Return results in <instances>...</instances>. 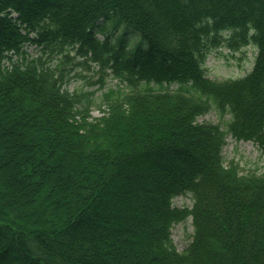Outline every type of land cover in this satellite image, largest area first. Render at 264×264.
Returning a JSON list of instances; mask_svg holds the SVG:
<instances>
[{"label": "trees", "instance_id": "16d2710c", "mask_svg": "<svg viewBox=\"0 0 264 264\" xmlns=\"http://www.w3.org/2000/svg\"><path fill=\"white\" fill-rule=\"evenodd\" d=\"M225 41L256 47L246 75H207ZM27 45L131 87L95 116ZM212 109L224 127L200 121ZM230 134L264 154V0H0V264H264V169L225 163Z\"/></svg>", "mask_w": 264, "mask_h": 264}, {"label": "rangeland", "instance_id": "374dc122", "mask_svg": "<svg viewBox=\"0 0 264 264\" xmlns=\"http://www.w3.org/2000/svg\"><path fill=\"white\" fill-rule=\"evenodd\" d=\"M113 24L114 22L112 21L110 27ZM123 28L124 25L121 30ZM117 32L118 30H116L115 35L113 34L111 38L113 42L115 41ZM98 37L103 40L106 36L103 32H99ZM138 38H141V35L138 34ZM137 40L135 33L127 36V44L130 47ZM28 50L34 57L42 56L53 67L59 65V72L63 73L68 80L66 84L68 90L76 93L85 103L90 101L95 116L100 114L98 104L103 102L105 92L120 88L129 90L131 87L127 82H123L120 77L116 76L110 67L103 66L100 61L80 56L75 50L71 49L69 53L67 52L69 55H66V52L51 53L49 50L44 52L42 46L36 45H30ZM256 53V48L253 45H247L242 48H230L225 41L220 46L214 47L208 55L205 64L207 75L219 80L244 76L252 70ZM153 85L155 84L153 83ZM176 88H178V84L170 85V89ZM227 118H229L228 114L223 116L220 110L212 109L199 119L200 121L219 123L224 127ZM223 152L225 163L229 165L234 161L239 165L242 173H261L264 169V154L258 145L251 140H238L230 134L227 137V143L224 146ZM193 202L194 200L190 195H180L174 198V204L177 206L191 207ZM172 232L178 249L180 251L184 250L191 241L194 232L192 216L176 223Z\"/></svg>", "mask_w": 264, "mask_h": 264}]
</instances>
